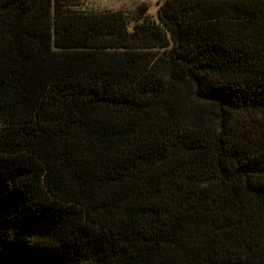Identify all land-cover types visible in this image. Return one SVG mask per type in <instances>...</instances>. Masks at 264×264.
Segmentation results:
<instances>
[{"label": "trees", "instance_id": "obj_1", "mask_svg": "<svg viewBox=\"0 0 264 264\" xmlns=\"http://www.w3.org/2000/svg\"><path fill=\"white\" fill-rule=\"evenodd\" d=\"M75 5L0 0V264H264V0Z\"/></svg>", "mask_w": 264, "mask_h": 264}, {"label": "rangeland", "instance_id": "obj_2", "mask_svg": "<svg viewBox=\"0 0 264 264\" xmlns=\"http://www.w3.org/2000/svg\"><path fill=\"white\" fill-rule=\"evenodd\" d=\"M75 10L98 11L111 10L123 11L132 17L143 13V20L157 21V10L163 0H73ZM147 11L144 13V11Z\"/></svg>", "mask_w": 264, "mask_h": 264}]
</instances>
